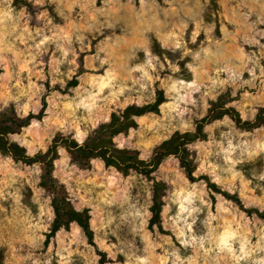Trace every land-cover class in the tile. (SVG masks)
<instances>
[{
    "label": "rangeland",
    "instance_id": "1",
    "mask_svg": "<svg viewBox=\"0 0 264 264\" xmlns=\"http://www.w3.org/2000/svg\"><path fill=\"white\" fill-rule=\"evenodd\" d=\"M157 89L158 113L113 137L143 160L173 132L193 130L219 97L254 120L264 106V0H0V111L24 117L46 102L40 119L8 135L28 155L56 134L83 142L111 112L152 102ZM204 131L188 145L193 175L263 211L264 127L224 116ZM53 165L72 207L89 209L94 244L70 223L44 246L54 213L41 165L0 154L4 264H98V251L104 264H264V218L190 181L173 155L149 177L99 159L80 165L63 147ZM154 181L165 184V233L148 226Z\"/></svg>",
    "mask_w": 264,
    "mask_h": 264
},
{
    "label": "trees",
    "instance_id": "2",
    "mask_svg": "<svg viewBox=\"0 0 264 264\" xmlns=\"http://www.w3.org/2000/svg\"><path fill=\"white\" fill-rule=\"evenodd\" d=\"M77 83L78 81L74 77L68 82L67 87H75ZM221 98L219 97L216 101L210 103L206 115L195 121L193 130L173 132L169 138L163 140L153 149L148 160L140 159L137 150L118 148L113 142V137L121 133L125 134L129 129L135 128L137 126V117L147 113H158L159 106L165 101L162 89L155 91V97L152 102L143 105L128 104L121 110L111 112L109 119L92 129L83 142L79 143L69 135L56 134L44 152L39 151L34 155H28L25 148L14 141H10L8 135L18 132L22 127L29 125L33 119H40L44 115L46 108L45 100H42V107L37 114L28 113L26 116L21 117L16 115L13 106L0 111V154L9 155L14 160L26 165L40 164L42 173L39 185L51 195L50 205L54 217L49 231L45 234L44 246L49 244L51 238L58 230L62 228L67 230L70 223H75L79 226L87 242L91 245L94 244L93 231L89 224V209H74L68 199L64 185L58 183L52 175L53 162L58 158L59 147L65 148L71 159L80 165L88 166L92 159H99L104 163L105 167H113L123 175L135 171L146 177H149L155 171L164 158L173 155L178 158L179 165L190 181L204 180L206 187L210 191L223 195L247 215L256 214L258 217L264 218V210L246 208L236 194L221 190L206 175L199 177L193 175L195 165L190 156L188 145L206 138L205 125L228 116L237 127L245 130L260 126L264 127V106L258 110L254 120H242L234 108L224 106ZM164 190V183L160 181L153 182L152 204L150 206L151 217L148 226L150 229L156 226L160 233H165L160 224V212L163 204L161 196ZM98 255V264H104L106 262L105 253L98 251ZM3 259V251L0 249V264H4Z\"/></svg>",
    "mask_w": 264,
    "mask_h": 264
}]
</instances>
